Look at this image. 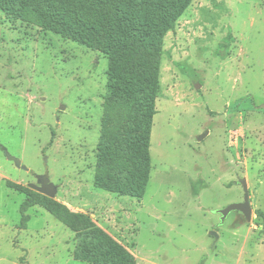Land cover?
Instances as JSON below:
<instances>
[{
	"label": "rangeland",
	"instance_id": "obj_1",
	"mask_svg": "<svg viewBox=\"0 0 264 264\" xmlns=\"http://www.w3.org/2000/svg\"><path fill=\"white\" fill-rule=\"evenodd\" d=\"M161 35L149 170L128 196L93 184L112 60L0 12V264H92L74 258L71 214L134 264H264V0H189ZM42 177L67 212L34 206L22 229L8 184ZM242 181L251 219L222 217Z\"/></svg>",
	"mask_w": 264,
	"mask_h": 264
},
{
	"label": "trees",
	"instance_id": "obj_2",
	"mask_svg": "<svg viewBox=\"0 0 264 264\" xmlns=\"http://www.w3.org/2000/svg\"><path fill=\"white\" fill-rule=\"evenodd\" d=\"M189 0H0V12L86 45L112 60L97 148L93 184L106 192L133 196L144 187L149 160L148 137L154 111V92L161 53V33L173 28ZM25 195L19 207L20 227L27 211L39 206L61 219L64 206L31 189L8 184ZM255 214L262 221L264 213ZM66 222L75 233L74 258L92 264H134L82 214Z\"/></svg>",
	"mask_w": 264,
	"mask_h": 264
},
{
	"label": "water",
	"instance_id": "obj_3",
	"mask_svg": "<svg viewBox=\"0 0 264 264\" xmlns=\"http://www.w3.org/2000/svg\"><path fill=\"white\" fill-rule=\"evenodd\" d=\"M203 136L204 135L199 136L198 140H201L203 138ZM40 184H41V187L37 188V192L48 197V198H50V199H52L55 196V188L53 185L48 183L47 177H42L40 179ZM241 185H242V189H243V193H244L243 202L233 203L231 205H228L226 208L220 210L219 212L222 215V217H226L231 212H239L247 220L251 219L252 209H251V206H250L249 200H248L247 185H246L245 181H242Z\"/></svg>",
	"mask_w": 264,
	"mask_h": 264
}]
</instances>
